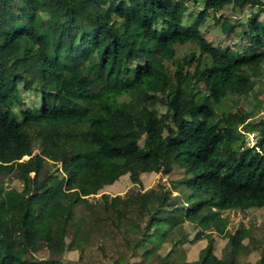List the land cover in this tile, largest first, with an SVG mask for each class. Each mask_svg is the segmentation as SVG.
<instances>
[{
	"label": "trees",
	"instance_id": "obj_1",
	"mask_svg": "<svg viewBox=\"0 0 264 264\" xmlns=\"http://www.w3.org/2000/svg\"><path fill=\"white\" fill-rule=\"evenodd\" d=\"M229 6L248 10L236 24L222 20L226 44L208 42L203 17ZM263 14L264 0H0V164L22 185L0 180V264H81L87 237L126 223L140 237L131 257L143 250L129 264H177L186 221L201 230L196 239H227L217 255L207 234L197 264H238L249 232H227L220 214L264 208V122L211 106L251 93L264 75ZM186 44L199 57L177 58ZM48 163L63 179L44 173ZM174 170L183 171L170 182L178 196L160 186L157 204L136 203L141 220L122 211L120 195L89 200L125 175L138 184ZM81 205L88 215L76 217ZM176 233L164 257L148 249ZM41 250L47 259L35 257Z\"/></svg>",
	"mask_w": 264,
	"mask_h": 264
},
{
	"label": "rangeland",
	"instance_id": "obj_2",
	"mask_svg": "<svg viewBox=\"0 0 264 264\" xmlns=\"http://www.w3.org/2000/svg\"><path fill=\"white\" fill-rule=\"evenodd\" d=\"M247 10L248 9H244L240 12L229 6L219 13H208L203 17L204 22L200 28L201 33L208 42H212L215 45L218 43L224 45L228 42L225 40L228 39H226L222 31V20H227L229 25L236 24V21L244 18ZM195 13L196 10L194 11L188 8L186 16L191 14L192 17L190 20H192V18L196 16ZM213 16L218 19V23H216ZM263 20L264 14L256 23V27H259L260 22ZM175 52L177 58H183L192 52H195L196 56L199 57V51L193 44H186L184 46L177 45L175 47ZM21 98L24 101L23 105L32 104V99L28 98L24 92L21 93ZM235 108L245 112L251 123L264 122V75L256 83L251 93L242 97H228L217 103L213 102L211 112L213 115H221ZM252 140L250 142H252ZM37 153H39L38 148L34 149V154ZM22 160H28V157H24ZM7 167L8 166L0 164V175L3 173L5 175L0 180L4 182L5 187H10L19 191L22 190V185L18 180H11L13 177L12 174H5L8 171ZM56 168H58L59 171L57 174L53 173ZM44 173L52 174L53 177L57 176L59 180L63 179L61 165L48 163L44 167ZM182 175L183 171L181 174L177 170H174L169 176H164L160 173H146L140 175L138 184L132 183L129 179V175H125L111 186L105 187L96 196L90 197L89 200L93 203V201L99 199L102 194H107L112 197L120 195L123 199V203L120 205L122 211L125 213H132L135 220H141L144 216V212L136 203L157 204L160 198L157 194L160 190V186L166 188L174 197L178 196V192L173 189L170 182L180 179ZM31 176H33V174ZM132 194H134V198L138 197L137 201L135 200L133 202V200L129 198ZM86 210L87 209L83 205L76 208V217H81L84 212L88 215ZM220 215L223 218L222 227L227 232L236 235H241L243 231L249 232V235L245 237L242 242L245 251L238 257L237 263L258 264L260 259L262 257L264 258V208L246 210L244 215L235 211L222 212ZM181 227V235L187 236V242L181 248L183 255H178L175 258L178 260L177 264H197L199 251L205 248L208 243V239L206 238L207 234H211L210 237L213 239L214 253L221 255L222 249L227 243L226 238H222L215 233L203 232L202 237L196 239V234L201 232L199 228H196L192 223L187 221L184 222ZM74 228L75 225L71 224L69 233H72ZM173 236L171 242L167 241L165 243H161L159 238L153 237L150 242H147V247L148 249H157V255L164 257L170 250L172 242L178 238L177 233L173 234ZM138 238H140L138 229L128 225V223L119 228L113 225L103 228V231L98 233L95 232L93 236L87 237V240L81 243L83 249L81 264H116L117 262L119 264L139 263L142 260V249L138 250L139 252H137L135 257H131L133 252L131 244ZM69 241L70 239L68 243ZM128 242L130 243L128 244ZM35 257L44 260L48 258V253L45 250H41L35 254ZM64 258L67 261H79L80 253L79 251H67L64 254ZM148 263L156 264V258H152Z\"/></svg>",
	"mask_w": 264,
	"mask_h": 264
},
{
	"label": "built area",
	"instance_id": "obj_3",
	"mask_svg": "<svg viewBox=\"0 0 264 264\" xmlns=\"http://www.w3.org/2000/svg\"><path fill=\"white\" fill-rule=\"evenodd\" d=\"M247 138H248V140H249L248 142H250L252 139L254 140V142H253V140H252V142L249 143L250 146H253L254 143H255L254 135H253V134H249V135L247 136Z\"/></svg>",
	"mask_w": 264,
	"mask_h": 264
}]
</instances>
